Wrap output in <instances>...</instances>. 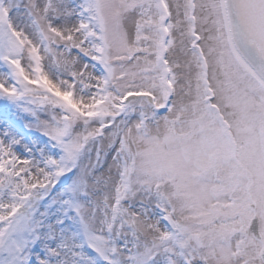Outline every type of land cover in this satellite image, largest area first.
<instances>
[{"label": "snow or ice", "instance_id": "snow-or-ice-1", "mask_svg": "<svg viewBox=\"0 0 264 264\" xmlns=\"http://www.w3.org/2000/svg\"><path fill=\"white\" fill-rule=\"evenodd\" d=\"M0 100V264H264V0H0Z\"/></svg>", "mask_w": 264, "mask_h": 264}, {"label": "rangeland", "instance_id": "rangeland-1", "mask_svg": "<svg viewBox=\"0 0 264 264\" xmlns=\"http://www.w3.org/2000/svg\"><path fill=\"white\" fill-rule=\"evenodd\" d=\"M14 109L7 105V103L3 100H0V123H2L4 119V114L7 113L9 118L14 119ZM36 138V137H34Z\"/></svg>", "mask_w": 264, "mask_h": 264}]
</instances>
